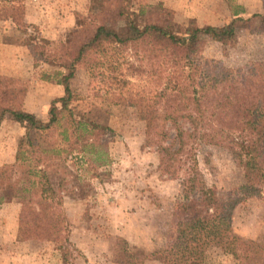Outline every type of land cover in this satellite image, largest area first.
<instances>
[{
    "label": "rangeland",
    "instance_id": "obj_1",
    "mask_svg": "<svg viewBox=\"0 0 264 264\" xmlns=\"http://www.w3.org/2000/svg\"><path fill=\"white\" fill-rule=\"evenodd\" d=\"M22 29L0 19V79L25 90L23 108L43 124L51 99L62 95L54 72H65L56 64L34 59L28 43L32 38L48 48L70 39L88 14L90 0H23ZM130 11L144 20L169 28L177 34L190 26L227 23L236 10L244 18L264 15V0H125ZM97 21V18H92ZM122 22L117 30L124 31ZM105 56L95 63L85 56L75 67L69 83L75 96L72 104L110 132L93 153L73 151L62 159H50L47 167L52 187L60 189L68 238L77 251L64 259L55 242L36 236L33 222L19 224V203H0V264H116L111 261L115 237L126 240L138 257L167 245L175 232L181 194L178 181L159 172L157 154L144 144L143 123L135 109L120 104L127 91L145 88L146 62L135 47L104 45ZM190 66L203 76L238 77L264 72V25L252 18L247 28L237 31L230 44H220L211 36L195 39ZM121 97V98H120ZM23 127L5 116L0 122V162L12 160ZM54 134V133H53ZM52 136L48 134L47 140ZM51 139V138H50ZM10 161V162H12ZM198 168L208 187L221 198L238 196L241 171L228 150L202 146ZM26 165L17 164L15 179L26 177ZM233 232L244 240H264V198H242L231 215ZM205 259L215 264H238L236 259L209 246ZM145 264H165L147 260Z\"/></svg>",
    "mask_w": 264,
    "mask_h": 264
},
{
    "label": "trees",
    "instance_id": "obj_2",
    "mask_svg": "<svg viewBox=\"0 0 264 264\" xmlns=\"http://www.w3.org/2000/svg\"><path fill=\"white\" fill-rule=\"evenodd\" d=\"M125 0H90L88 14L70 39L48 48L36 38L28 43L34 59L56 64L65 72H54L62 95L51 99L47 121L40 122L22 106L25 90L0 79V122L7 115L24 129L16 142L13 161L0 164V203L16 199L19 224L33 222L38 238L55 242L62 259L74 248L68 238L67 221L60 189H54L47 167L50 159H62L73 151L93 153L110 132L84 111L77 110L69 83L76 65L87 55L95 63L105 56L104 44L135 47L146 66L145 88L127 91L120 104L135 109L143 123L144 144L157 154L160 173L178 181L185 196L171 241L141 257L128 249L122 237H115L111 261L116 264H215L205 259L209 246L236 259L238 264H264V240H244L233 232L231 215L242 198H264V72L238 77L203 76L190 66L191 47L198 37L211 36L230 44L237 31L247 28L252 18L264 25V15L249 17L232 11L227 23L187 27L177 34L165 26L144 20L130 11ZM23 0H0V19L8 20L23 32L33 28L23 22ZM97 18V21L92 20ZM122 22L124 31L117 30ZM54 133V134H53ZM48 134L52 136L47 140ZM202 146L228 150L241 171L238 196L221 198L206 186L198 168ZM17 164H25L26 177L15 179Z\"/></svg>",
    "mask_w": 264,
    "mask_h": 264
},
{
    "label": "crops",
    "instance_id": "obj_3",
    "mask_svg": "<svg viewBox=\"0 0 264 264\" xmlns=\"http://www.w3.org/2000/svg\"><path fill=\"white\" fill-rule=\"evenodd\" d=\"M12 159H13V158H12ZM10 161H12V160H8V161H6V162H8V163H9ZM3 163H5V162H3ZM0 164H1V162H0Z\"/></svg>",
    "mask_w": 264,
    "mask_h": 264
}]
</instances>
